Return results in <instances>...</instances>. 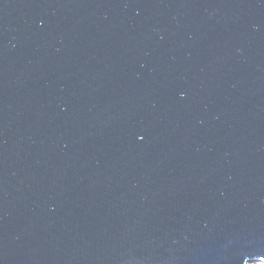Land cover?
<instances>
[{
    "label": "water",
    "instance_id": "water-1",
    "mask_svg": "<svg viewBox=\"0 0 264 264\" xmlns=\"http://www.w3.org/2000/svg\"><path fill=\"white\" fill-rule=\"evenodd\" d=\"M264 262V0H0V264Z\"/></svg>",
    "mask_w": 264,
    "mask_h": 264
},
{
    "label": "bare ground",
    "instance_id": "bare-ground-1",
    "mask_svg": "<svg viewBox=\"0 0 264 264\" xmlns=\"http://www.w3.org/2000/svg\"><path fill=\"white\" fill-rule=\"evenodd\" d=\"M264 262L262 261H252L249 264H263Z\"/></svg>",
    "mask_w": 264,
    "mask_h": 264
},
{
    "label": "rangeland",
    "instance_id": "rangeland-1",
    "mask_svg": "<svg viewBox=\"0 0 264 264\" xmlns=\"http://www.w3.org/2000/svg\"><path fill=\"white\" fill-rule=\"evenodd\" d=\"M264 264V263H263Z\"/></svg>",
    "mask_w": 264,
    "mask_h": 264
}]
</instances>
